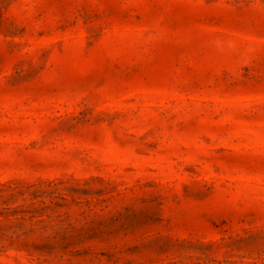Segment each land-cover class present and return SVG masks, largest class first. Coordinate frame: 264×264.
Returning a JSON list of instances; mask_svg holds the SVG:
<instances>
[{
  "label": "rangeland",
  "instance_id": "374dc122",
  "mask_svg": "<svg viewBox=\"0 0 264 264\" xmlns=\"http://www.w3.org/2000/svg\"><path fill=\"white\" fill-rule=\"evenodd\" d=\"M0 264H264V0H0Z\"/></svg>",
  "mask_w": 264,
  "mask_h": 264
}]
</instances>
